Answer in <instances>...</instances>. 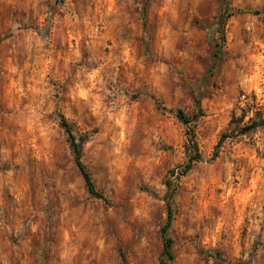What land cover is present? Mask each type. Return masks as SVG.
Here are the masks:
<instances>
[{
  "label": "rangeland",
  "instance_id": "1",
  "mask_svg": "<svg viewBox=\"0 0 264 264\" xmlns=\"http://www.w3.org/2000/svg\"><path fill=\"white\" fill-rule=\"evenodd\" d=\"M261 119L264 0H0V264H159L167 180L170 264H264Z\"/></svg>",
  "mask_w": 264,
  "mask_h": 264
},
{
  "label": "trees",
  "instance_id": "2",
  "mask_svg": "<svg viewBox=\"0 0 264 264\" xmlns=\"http://www.w3.org/2000/svg\"><path fill=\"white\" fill-rule=\"evenodd\" d=\"M218 21L220 24V36L222 38H224V27H223L224 16L221 15ZM199 103L200 102L197 99L196 105L199 106ZM156 104L158 105V107H162L158 101H156ZM175 115L186 126H188L193 121V118L195 117V115L194 116L186 115L185 112L181 109H176ZM60 124L65 129V131H66V133L70 139V143H71L73 153H74V158H75V160H74L75 165L77 166V168H78V170H79V172H80V174L84 180L87 191L92 196H94L96 198L106 200L104 194L96 188L95 183H94L89 171L87 170L86 166L83 164V162L81 160V151H80V148L78 146L77 138H76L75 133L73 131L72 124L67 120V118L64 115H60ZM263 124H264L263 119H261L259 121L251 120L250 122H248L247 124L242 126L240 128L239 132L244 133V132L250 131L252 129H255L256 127H259ZM223 137L224 136H221L219 138V140L216 144V148H218L219 145L221 144V142L223 141ZM80 139L83 140L84 138L81 136ZM186 147L189 151L188 160L181 167V170H180V172H178L177 175L186 174L193 167L194 163L201 159V155H200L199 150L197 148V144L194 140V134H193L191 129H188V132H187ZM216 153L217 152H214L213 156H216ZM170 173L175 174V170L171 169ZM165 185H166L165 198H166L167 217H166L164 224L160 227V235L162 238L163 248H162V259L160 260L159 264H170V261L173 259V253H172V249H171L172 248V239L168 235V229H169L171 222L173 220V209L171 206V199H172L177 188H176V184H174L171 180H167Z\"/></svg>",
  "mask_w": 264,
  "mask_h": 264
}]
</instances>
